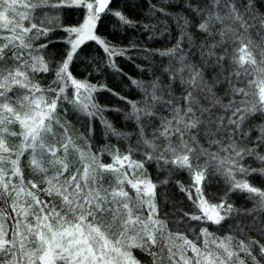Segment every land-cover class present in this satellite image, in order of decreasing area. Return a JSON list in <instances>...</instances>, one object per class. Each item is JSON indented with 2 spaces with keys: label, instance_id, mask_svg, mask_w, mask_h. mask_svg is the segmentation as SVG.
Returning a JSON list of instances; mask_svg holds the SVG:
<instances>
[{
  "label": "snow or ice",
  "instance_id": "1",
  "mask_svg": "<svg viewBox=\"0 0 264 264\" xmlns=\"http://www.w3.org/2000/svg\"><path fill=\"white\" fill-rule=\"evenodd\" d=\"M111 2L0 0V264H142L136 249L150 264L164 259V249L172 264H232L233 258L235 264H262L264 242L244 233L256 231L264 238V187L248 179L264 178V0H146L147 15L156 23L143 24L144 30L171 39V20L177 35L170 47L139 49L148 71L153 57L167 59L160 67L167 82L154 73L148 80L128 77L140 93L134 100L69 71L87 41L103 47L117 73L121 69L113 57L132 60L128 48H116L95 32L102 14L135 27L109 7ZM66 8L85 9L83 22L60 23ZM57 30L67 33L63 43L69 47L50 67L52 59L46 60L43 50L56 41H32ZM49 71L57 87L45 89L34 74ZM98 90L124 102L127 111L115 110L135 125L134 132L119 131L100 115L106 109L95 102ZM64 104L87 118L100 115L109 134L125 141L135 135L140 147L129 144L122 154L106 146L93 153L87 139L81 147L69 133L71 122L61 121L67 115ZM105 153L110 162L101 159ZM134 153L142 158L133 159ZM147 163L167 173L161 185L176 171L187 172L190 187L177 183L198 209L184 213L189 220L221 226L230 217H253L236 226L242 238L234 244V236L218 237L206 226L191 239L170 229ZM216 176L227 189L213 203L202 186ZM233 192L253 207H234Z\"/></svg>",
  "mask_w": 264,
  "mask_h": 264
},
{
  "label": "trees",
  "instance_id": "2",
  "mask_svg": "<svg viewBox=\"0 0 264 264\" xmlns=\"http://www.w3.org/2000/svg\"><path fill=\"white\" fill-rule=\"evenodd\" d=\"M152 2L158 3L159 0H152ZM110 8L123 12L135 22V27L122 26L116 17L109 14H102L95 29L96 34L109 42L110 45L116 48L129 49L127 55L131 56L132 60L127 59L125 56H115L112 58L123 74L115 72L108 66L109 57L107 53L104 52L102 46L96 44L94 41H87L81 45L77 51L76 57H74L70 65L69 71L76 79L96 85L98 89H112L129 99H138L140 93L131 84L128 77L148 80L152 78V74L154 73L160 76L163 82H167V75L160 71V67L167 63V59L159 56L153 57L154 66H152L151 71H148L150 67L149 61L143 58L145 53L139 51V49L170 47L171 44L175 42L177 30L175 25L172 24V21L169 20V24L172 25L171 39H169L167 34L161 36L159 31L155 34L151 31H145L142 26L143 24L156 23V18L147 15L146 0H112ZM171 10L176 12L178 6H171ZM61 11L60 23L64 26H78L85 18L83 8H66ZM157 16L159 17V14H157ZM53 24H55V22H53ZM192 31L195 33V28H193ZM66 37L67 33L57 30L50 33L49 37L33 40L32 43L34 45H39L40 43H45L47 39H54L56 41L53 44H49L48 48L43 50L48 53V56L45 57L46 60L51 57L52 64L50 67H52L61 60L65 54V50L69 47L67 44L63 43V39ZM149 37L152 38L150 39ZM200 38V34L196 33V39L199 40ZM133 45L137 47L133 48ZM136 65L145 68V71L141 72ZM34 79L36 82L40 83L42 88L46 89L50 84L52 87H57V85L52 84L54 74L51 71L47 73H36L34 74ZM68 91L71 93L72 90ZM176 94H180V89L178 87L176 88ZM49 95L51 94L49 93ZM93 95L95 97V102L106 109L100 115L108 120L114 128L122 132L135 131V125L131 121H126L124 119L123 112L115 110L117 108L123 109L124 111L128 110L123 101L117 99L116 96H113L111 92L107 90H98ZM63 107L67 109V115L61 116V121L68 120L71 122L68 125L69 133L81 147L84 146L85 139H87V142L91 145L93 153L103 151L106 146L108 150L118 148L122 154L125 153L129 144L134 148L140 147L136 143L137 137L135 135L130 137L128 141H125L123 139H117V137L109 134L100 119V115L94 118H87L78 113H74L70 105L64 104ZM253 135H255V133ZM77 137L82 138L77 139ZM132 158L141 159L142 157L139 153H134ZM101 159L106 163L111 160L107 153H105ZM249 162L248 160L245 161L246 164ZM255 166L256 164L253 163V167ZM145 167L152 181L158 184L156 189V201L162 217L169 221L170 229L173 231H180L190 239L193 238L194 234H199V230L203 226L208 227L209 231L215 232L216 236L221 238L228 235L234 236V244L242 238V234L237 231L236 226L240 225L241 221L251 223L253 217H230L223 221L221 226L203 224L200 221H191L184 213L187 212L191 214L197 212L198 209H196L192 200L188 198L187 193L181 191L179 187V184H183L185 188L190 187L192 181L187 172L176 171L170 176L168 184L161 185L159 181L164 179L167 173H158L156 165L153 163H147ZM25 175L27 177V171ZM105 175L109 178L111 177L110 173ZM248 179L256 186L264 187V178L253 175L248 177ZM177 182H179V184ZM105 183H107V181H105ZM202 187L205 198L213 203L219 202L220 197L224 195L227 189L224 180L219 176L212 177L210 182L206 180ZM192 193L193 199H195V188H192ZM229 201L236 208L250 209L253 207L252 201L245 199V195L238 192H233L229 196ZM244 235L255 239H261V242H264V238H261L256 231L249 232L245 229ZM160 243L161 245L163 244V242ZM156 250L157 249H153V251ZM134 255L137 259L142 261V264H150V257L138 249L134 250ZM188 255H191V253H188ZM240 255L241 257L244 256L243 253ZM163 256V260H159L158 258V264H172V261L168 259L167 249H164ZM176 259L178 260L179 258L177 257ZM232 264H235V258H233ZM262 264H264V260H262Z\"/></svg>",
  "mask_w": 264,
  "mask_h": 264
},
{
  "label": "rangeland",
  "instance_id": "3",
  "mask_svg": "<svg viewBox=\"0 0 264 264\" xmlns=\"http://www.w3.org/2000/svg\"><path fill=\"white\" fill-rule=\"evenodd\" d=\"M84 10V13H85V9H83ZM83 22V21H82ZM69 90H71V89H69ZM254 134V133H253ZM140 251V250H139Z\"/></svg>",
  "mask_w": 264,
  "mask_h": 264
},
{
  "label": "water",
  "instance_id": "4",
  "mask_svg": "<svg viewBox=\"0 0 264 264\" xmlns=\"http://www.w3.org/2000/svg\"><path fill=\"white\" fill-rule=\"evenodd\" d=\"M112 3V2H111ZM111 3H110V5H111ZM110 5H109V7H110Z\"/></svg>",
  "mask_w": 264,
  "mask_h": 264
}]
</instances>
